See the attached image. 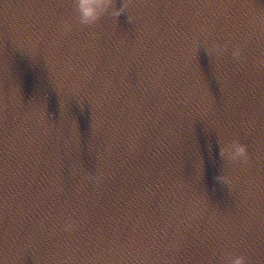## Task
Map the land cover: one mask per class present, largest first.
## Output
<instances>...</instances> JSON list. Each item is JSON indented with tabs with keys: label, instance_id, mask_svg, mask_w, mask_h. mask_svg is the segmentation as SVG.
I'll return each mask as SVG.
<instances>
[{
	"label": "water",
	"instance_id": "water-1",
	"mask_svg": "<svg viewBox=\"0 0 264 264\" xmlns=\"http://www.w3.org/2000/svg\"><path fill=\"white\" fill-rule=\"evenodd\" d=\"M0 204V264H264V0H0Z\"/></svg>",
	"mask_w": 264,
	"mask_h": 264
},
{
	"label": "clouds",
	"instance_id": "clouds-1",
	"mask_svg": "<svg viewBox=\"0 0 264 264\" xmlns=\"http://www.w3.org/2000/svg\"><path fill=\"white\" fill-rule=\"evenodd\" d=\"M114 0H75L76 5V18L81 24L90 25L96 23L106 12H109L113 17H119L122 13L126 12L127 0H122L120 7H114ZM129 21L132 20L131 16L128 15ZM71 24L65 22L62 25V29L67 31L70 30ZM23 50L28 51L34 55L30 50H27L17 45ZM223 48L216 47L213 49L215 55L219 56L223 52ZM243 54V48L236 45L232 49V55L234 57H241ZM63 103V99H62ZM219 156L226 158L231 161H242L247 162L248 148L246 144L240 143L239 141H231L221 145L219 142ZM216 179L226 185L231 183V178L225 174H220ZM74 227L71 218H68L64 224V228L67 231H71ZM230 264H247L246 259L243 255L234 256L231 259Z\"/></svg>",
	"mask_w": 264,
	"mask_h": 264
},
{
	"label": "snow or ice",
	"instance_id": "snow-or-ice-1",
	"mask_svg": "<svg viewBox=\"0 0 264 264\" xmlns=\"http://www.w3.org/2000/svg\"><path fill=\"white\" fill-rule=\"evenodd\" d=\"M30 2H33V0H30ZM49 2H50V0H49ZM145 3H150V4L186 3V4H201V5H208V6L215 4L218 6H226V5L232 4L233 0H145ZM2 207H3V205L0 204V209H2Z\"/></svg>",
	"mask_w": 264,
	"mask_h": 264
}]
</instances>
